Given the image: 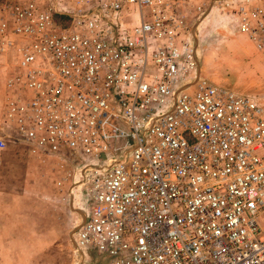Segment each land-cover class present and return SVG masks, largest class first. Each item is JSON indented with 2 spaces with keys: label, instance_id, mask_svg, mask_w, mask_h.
<instances>
[{
  "label": "built area",
  "instance_id": "2783aa9c",
  "mask_svg": "<svg viewBox=\"0 0 264 264\" xmlns=\"http://www.w3.org/2000/svg\"><path fill=\"white\" fill-rule=\"evenodd\" d=\"M216 11L264 57V0H0V151L79 193L102 264H264V105L201 76Z\"/></svg>",
  "mask_w": 264,
  "mask_h": 264
},
{
  "label": "rangeland",
  "instance_id": "374dc122",
  "mask_svg": "<svg viewBox=\"0 0 264 264\" xmlns=\"http://www.w3.org/2000/svg\"><path fill=\"white\" fill-rule=\"evenodd\" d=\"M208 18L198 30L201 76L264 105V57L237 32L231 16L224 11ZM11 65L8 58L0 57V113L3 82ZM55 177L49 165L30 158L17 143L8 142L0 151V199L14 196L20 200L14 212L24 221L18 238L0 239V264H102L95 252L75 248L73 233L88 210L81 206L79 193L72 198L65 188L54 190L51 180ZM31 218L38 222L37 230L26 226Z\"/></svg>",
  "mask_w": 264,
  "mask_h": 264
},
{
  "label": "crops",
  "instance_id": "0c3cea01",
  "mask_svg": "<svg viewBox=\"0 0 264 264\" xmlns=\"http://www.w3.org/2000/svg\"><path fill=\"white\" fill-rule=\"evenodd\" d=\"M18 202H20V200H16L14 196H12L10 199L7 198L0 199V209L4 211V212H0V239H3V237L18 238L21 235L20 230L22 229L24 230V225H23L24 221L20 220L17 211L14 212L15 211L14 207H16L15 203ZM7 210H11L12 212H8ZM26 223H27L26 226L30 225L31 229L33 228L34 229L36 228V230L38 229V222L34 221L33 218H31L29 221H26ZM4 229L10 230V232L9 233L2 232V230ZM13 229L17 231L12 232Z\"/></svg>",
  "mask_w": 264,
  "mask_h": 264
}]
</instances>
